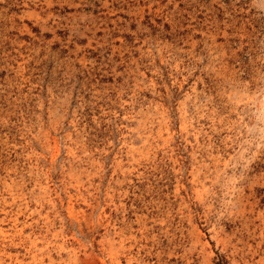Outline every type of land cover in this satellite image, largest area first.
I'll list each match as a JSON object with an SVG mask.
<instances>
[{"label": "rangeland", "instance_id": "374dc122", "mask_svg": "<svg viewBox=\"0 0 264 264\" xmlns=\"http://www.w3.org/2000/svg\"><path fill=\"white\" fill-rule=\"evenodd\" d=\"M0 264H264V0H0Z\"/></svg>", "mask_w": 264, "mask_h": 264}]
</instances>
